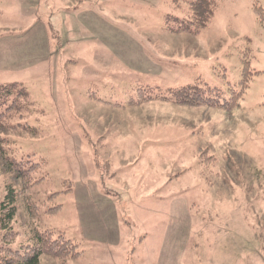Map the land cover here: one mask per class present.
Instances as JSON below:
<instances>
[{
    "label": "rangeland",
    "instance_id": "obj_1",
    "mask_svg": "<svg viewBox=\"0 0 264 264\" xmlns=\"http://www.w3.org/2000/svg\"><path fill=\"white\" fill-rule=\"evenodd\" d=\"M184 1L0 0V84L21 82L35 110L0 107L10 247L50 230L74 247L40 264H264V0H213L198 34L169 32ZM245 61L230 109L154 98L228 94ZM138 88L148 100L130 104ZM18 161L46 177L18 179Z\"/></svg>",
    "mask_w": 264,
    "mask_h": 264
},
{
    "label": "trees",
    "instance_id": "obj_2",
    "mask_svg": "<svg viewBox=\"0 0 264 264\" xmlns=\"http://www.w3.org/2000/svg\"><path fill=\"white\" fill-rule=\"evenodd\" d=\"M172 2L176 4V7L181 6V0H172ZM185 2V15L174 16L166 14L167 23H165V29L173 33L186 32L198 34L208 25L213 17L215 3L213 0H185ZM243 65L242 80L240 79L233 86L228 85V94L224 92L225 89L210 87L203 82L204 86L191 83L177 87H168L164 90L159 88L154 98L189 107L205 105L230 109L243 96L252 78L251 75L255 74L250 72L247 61ZM204 88H209L212 92H204ZM138 89V103L132 98L130 99V104L139 105V103L148 100L145 89ZM11 96H14V98L10 100L9 97ZM16 105L21 108V115L25 116V121L27 120V115L35 111L32 108L33 102L29 100L26 87L21 82L0 84V107L7 110ZM26 127L33 129L29 125ZM11 163L8 164L7 170L16 172L17 176H15L20 180L26 179L24 181L28 182L29 185H35L46 177V175H38L34 170H30L29 166H25V164H21L19 161L16 163V168L14 162ZM27 169L29 170L27 171ZM53 194L55 193L50 195ZM15 197L16 192L13 187L8 186L5 195L0 200V264H40L39 257L41 255L53 257L69 255L74 244H70L68 240L66 242L60 241L61 236H53V232L50 230H36L30 237V241L21 243L16 247H10L11 243L9 239L12 236L11 234L15 233L11 229V223L16 215Z\"/></svg>",
    "mask_w": 264,
    "mask_h": 264
}]
</instances>
